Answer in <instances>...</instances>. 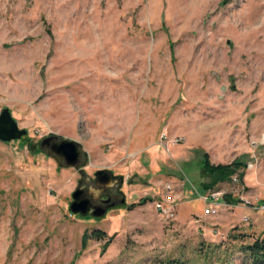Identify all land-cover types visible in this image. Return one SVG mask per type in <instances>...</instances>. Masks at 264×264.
<instances>
[{
    "label": "rangeland",
    "instance_id": "obj_1",
    "mask_svg": "<svg viewBox=\"0 0 264 264\" xmlns=\"http://www.w3.org/2000/svg\"><path fill=\"white\" fill-rule=\"evenodd\" d=\"M3 107L26 134L0 141V264H239L264 234V0H0ZM52 134L77 165L40 145ZM202 152L241 177L203 191ZM98 169L124 203L71 214ZM164 183L172 221L152 205ZM210 192L241 202L206 216Z\"/></svg>",
    "mask_w": 264,
    "mask_h": 264
},
{
    "label": "water",
    "instance_id": "obj_2",
    "mask_svg": "<svg viewBox=\"0 0 264 264\" xmlns=\"http://www.w3.org/2000/svg\"><path fill=\"white\" fill-rule=\"evenodd\" d=\"M26 134L24 128L18 127L16 121L11 116L8 108L0 109V141L6 142L19 139ZM47 144L49 154L55 159H61L66 166H75L79 162L80 147L79 144L70 139L58 137L55 134L45 136L40 140V145ZM94 182L99 186H110L112 183L111 176L103 169H98L93 173ZM82 190L75 188L71 192V201L68 204V210L71 214L86 215L90 207L88 198L80 199ZM105 209H93L90 215L98 217L104 214Z\"/></svg>",
    "mask_w": 264,
    "mask_h": 264
},
{
    "label": "trees",
    "instance_id": "obj_3",
    "mask_svg": "<svg viewBox=\"0 0 264 264\" xmlns=\"http://www.w3.org/2000/svg\"><path fill=\"white\" fill-rule=\"evenodd\" d=\"M258 154V153H257ZM201 167L204 172L210 175V180L207 183L202 184V189H212L216 184L227 182L231 179V177L236 174L239 178L241 174L238 173V169L244 165V163L240 160H232L228 163H216L212 164L208 160V155L206 152H202L201 155ZM150 198H144L137 203H131L128 206V209H131L135 205L142 204L145 200ZM222 199L224 202L236 205L241 201L237 198H231L228 195L223 194ZM264 203V200H260L256 204ZM234 229V228H232ZM91 237L96 240H102L104 238V233L100 229H92L90 233ZM249 236L244 232H236L232 234H228V238L234 241H241L245 237ZM251 240L248 242H239L237 245V252L239 253V264H264V234L260 235H251ZM108 241V239L106 240ZM165 264H170L169 262Z\"/></svg>",
    "mask_w": 264,
    "mask_h": 264
},
{
    "label": "built area",
    "instance_id": "obj_4",
    "mask_svg": "<svg viewBox=\"0 0 264 264\" xmlns=\"http://www.w3.org/2000/svg\"><path fill=\"white\" fill-rule=\"evenodd\" d=\"M177 140H175L176 142ZM216 193L210 192L203 196H200L201 201L204 203V208L202 209V214L209 216L217 213L220 205L228 204L223 202L224 204L216 202ZM178 198L176 197L173 189L171 188L169 183L163 184V192L160 196H158L155 200L152 201V205L159 214V216L165 221H172L176 218L177 204ZM231 205V204H229ZM255 209H259L262 213H264V203L258 204ZM243 220H247L246 217Z\"/></svg>",
    "mask_w": 264,
    "mask_h": 264
},
{
    "label": "flooded vegetation",
    "instance_id": "obj_5",
    "mask_svg": "<svg viewBox=\"0 0 264 264\" xmlns=\"http://www.w3.org/2000/svg\"><path fill=\"white\" fill-rule=\"evenodd\" d=\"M108 173V172H107ZM109 174V173H108ZM111 176L112 183L110 186H99L96 185L94 180L93 184H86V186H78L77 188L82 190V193L80 194L79 198H88L90 207L88 209V212L86 215H90V212L93 209H105V212L107 209L117 205V204H123L124 203V198L123 197H118V193L116 192L117 189H113L112 187L114 184H116V180L113 179L112 175ZM86 182H90L91 179L90 177H86ZM104 212V213H105ZM85 216V215H84ZM91 216V215H90Z\"/></svg>",
    "mask_w": 264,
    "mask_h": 264
}]
</instances>
